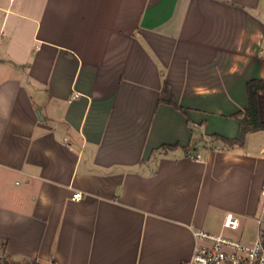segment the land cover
Segmentation results:
<instances>
[{
  "label": "crops",
  "instance_id": "1",
  "mask_svg": "<svg viewBox=\"0 0 264 264\" xmlns=\"http://www.w3.org/2000/svg\"><path fill=\"white\" fill-rule=\"evenodd\" d=\"M253 80L264 0H0V263L5 244L40 264H186L197 231L255 221L264 130L223 139Z\"/></svg>",
  "mask_w": 264,
  "mask_h": 264
},
{
  "label": "built area",
  "instance_id": "2",
  "mask_svg": "<svg viewBox=\"0 0 264 264\" xmlns=\"http://www.w3.org/2000/svg\"><path fill=\"white\" fill-rule=\"evenodd\" d=\"M264 160V147L262 149ZM264 197V188L262 189ZM83 192L73 193L72 200H81ZM257 234L251 243L226 233L227 229L237 230L241 220L234 214H227L223 228L218 233L205 230L197 231V246L186 264H264V202L259 214L255 217Z\"/></svg>",
  "mask_w": 264,
  "mask_h": 264
},
{
  "label": "trees",
  "instance_id": "3",
  "mask_svg": "<svg viewBox=\"0 0 264 264\" xmlns=\"http://www.w3.org/2000/svg\"><path fill=\"white\" fill-rule=\"evenodd\" d=\"M249 107L238 113L240 120V134L236 139L223 138L227 145L244 143L246 134L251 131L264 130V121L259 117L258 107V91L264 89V80H253L249 83ZM162 102L174 104L172 94L168 84H164L162 89ZM178 107V106H176ZM179 108V107H178ZM0 264H40L36 260L31 259H15L5 252V244L3 249V257Z\"/></svg>",
  "mask_w": 264,
  "mask_h": 264
},
{
  "label": "rangeland",
  "instance_id": "4",
  "mask_svg": "<svg viewBox=\"0 0 264 264\" xmlns=\"http://www.w3.org/2000/svg\"><path fill=\"white\" fill-rule=\"evenodd\" d=\"M256 228L257 227L255 221L248 218V219H243L241 221V227L239 229L237 230L227 229L226 233L232 235L233 237L241 239L244 242L251 243L256 237L257 234ZM214 231H218V230H214Z\"/></svg>",
  "mask_w": 264,
  "mask_h": 264
},
{
  "label": "water",
  "instance_id": "5",
  "mask_svg": "<svg viewBox=\"0 0 264 264\" xmlns=\"http://www.w3.org/2000/svg\"><path fill=\"white\" fill-rule=\"evenodd\" d=\"M36 111H37L39 117L42 118V115H41V112H40V109H39V106L37 103H36Z\"/></svg>",
  "mask_w": 264,
  "mask_h": 264
}]
</instances>
